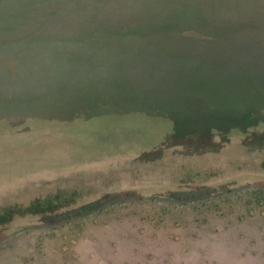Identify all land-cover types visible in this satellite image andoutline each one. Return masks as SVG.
<instances>
[{"label":"rangeland","instance_id":"obj_1","mask_svg":"<svg viewBox=\"0 0 264 264\" xmlns=\"http://www.w3.org/2000/svg\"><path fill=\"white\" fill-rule=\"evenodd\" d=\"M0 264H264V0H0Z\"/></svg>","mask_w":264,"mask_h":264},{"label":"trees","instance_id":"obj_2","mask_svg":"<svg viewBox=\"0 0 264 264\" xmlns=\"http://www.w3.org/2000/svg\"><path fill=\"white\" fill-rule=\"evenodd\" d=\"M28 18L25 19L24 24L21 25L20 24H15L9 27V32H14V31H18L19 27L22 29L23 27H31L33 30H40V21H37L38 19L36 17L31 18V15L27 16ZM33 22L36 27H34V25L31 23ZM32 24V25H31Z\"/></svg>","mask_w":264,"mask_h":264}]
</instances>
